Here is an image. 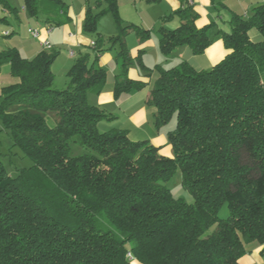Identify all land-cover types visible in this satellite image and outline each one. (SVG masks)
Instances as JSON below:
<instances>
[{"label":"trees","instance_id":"trees-1","mask_svg":"<svg viewBox=\"0 0 264 264\" xmlns=\"http://www.w3.org/2000/svg\"><path fill=\"white\" fill-rule=\"evenodd\" d=\"M105 1L104 11H86L84 32L96 35L109 12L121 34L107 47L97 38L94 57L75 61L65 90L53 87L55 53L27 59L15 49L0 51V72L9 65L17 80L3 88L0 118L32 162L13 177L0 157V264H240L247 246L264 245V3L248 18L233 16L222 38L226 56L210 71L186 61L159 69L146 103L157 130L177 119L167 158L126 130L98 131L102 120L117 119L88 101L107 83L100 55L119 43V99L146 87L128 76L134 60L122 37L129 30L142 41L150 37L123 26L117 0ZM24 2L30 17L45 16L51 27L69 20L62 0ZM7 12L17 11L0 0V13ZM175 15L176 29H159L162 54L188 46L203 55L214 25L198 28L199 14L187 3ZM7 22L0 16V24ZM72 145L87 152L74 155ZM177 170L190 203L167 186ZM225 207L229 217L222 219Z\"/></svg>","mask_w":264,"mask_h":264},{"label":"crops","instance_id":"crops-1","mask_svg":"<svg viewBox=\"0 0 264 264\" xmlns=\"http://www.w3.org/2000/svg\"><path fill=\"white\" fill-rule=\"evenodd\" d=\"M62 1L68 6L69 20L65 24V29L62 32L56 33L54 27L45 24V21H43L42 23H44V27L39 31L40 38L36 39L33 37L35 40L39 41L38 44L34 45L33 48L29 46H25L23 49L20 48L19 52H22L25 49L29 54L26 56H30L27 57V59H31L33 56H37L39 53L47 49L44 47L43 42L48 41L51 46L49 50L51 51L57 49H61L62 51L64 49L67 50L68 58L73 61L68 64L66 68V70L69 71L81 55L91 54L92 58L94 57L92 50L94 47L91 43L96 42L97 38H100L102 43L106 45L105 47H107L111 40L119 36L121 32L114 15L109 12L100 17L97 34H93L95 38H89L88 35H86L87 33L84 32L86 11L91 9L94 14L104 11L108 8V3L105 0ZM190 1L193 2L195 11L199 14V18L196 22L197 27L201 29L213 24L214 27L211 29L209 35L211 38L215 35V40L218 39L213 46L211 45L206 50L205 55H209L208 57L210 58V61L215 65L223 60L227 51L223 47L224 42L222 41V38L223 34L228 32L221 22L226 23V18L221 17L219 9L212 4L211 0H117L118 15L123 26L127 27L134 25L150 32L149 39L142 41L133 30H129L128 33L123 35L121 40L124 46L128 49L130 58L134 60V63L129 67V78L144 82L146 87L141 91L125 93L122 94L119 99L116 98L115 83L117 77L123 70V62L117 57L121 50L119 43H117L109 52L106 51L101 54L97 62L98 66L105 69L107 72V83L103 92L99 95H88V101L91 105L105 111L106 114L117 118V121H123V117L127 118L123 121L124 124L117 128L126 130L131 139L135 141L149 140L154 146L159 148L160 153L167 158L173 157L172 146L168 142L167 135L160 134V130H157L153 125L155 111L146 103L150 96V92L154 87L152 85L153 80H158L159 69L165 68L159 63L149 65L148 58H150V55H153L154 62H159L160 58L158 53L159 55H163L159 45L161 39L159 29H176L179 26L180 21L175 13L183 8L185 3L190 5ZM263 3L264 0H262L261 3H256V6ZM22 4L21 11L23 14L27 15L24 0H22ZM252 6H254V3ZM155 11H157V13L153 14ZM216 13H218L217 17ZM2 15L6 16V13H3ZM109 16L112 18L113 26L107 21V27L105 30H107V32L108 30L110 31L107 33L108 35H105L102 25L105 19ZM40 17L42 16L40 15ZM43 17L45 18V16ZM169 24L175 28L169 29ZM155 33L160 37L158 41L154 36ZM182 49H185L184 51H186V62L196 70L199 69L201 65L198 62L195 64L192 63L195 57H197L193 54L192 50L188 46ZM150 126L155 130L153 133L147 130ZM253 245H250V247ZM263 250L264 245L255 246L254 248L255 254L262 253ZM252 262L251 253L245 255L240 260V264H252Z\"/></svg>","mask_w":264,"mask_h":264},{"label":"rangeland","instance_id":"rangeland-1","mask_svg":"<svg viewBox=\"0 0 264 264\" xmlns=\"http://www.w3.org/2000/svg\"><path fill=\"white\" fill-rule=\"evenodd\" d=\"M262 0H217L218 5L215 6L217 9H219L221 13V17L226 18V23L221 22L227 29V32L231 31L230 26V20L233 18L234 15L239 16H245L246 18L250 17L252 15V10L259 6H256V3H261ZM10 5L12 8H14L17 12L16 13H6L7 17V23L0 24V51H6L10 49H15L19 52L20 48H24L25 46H29L33 48L34 45L38 44V40H35L33 36L30 34L29 29H35L37 31H41L44 27L43 21H45V18L39 17L38 19L32 18L27 15L23 14L21 11V7L23 6L22 0H9ZM193 2L190 1V5ZM254 3V6L252 4ZM252 6V7H251ZM157 11L153 12V14H156ZM3 13H0V16L3 17ZM218 13H216L217 17ZM107 21L112 25V18L109 16L105 19L103 22L102 28L104 30V34L108 35L110 30H105L107 27ZM66 25H62L60 27H56V33L62 32L65 29ZM169 29L175 28L172 27L170 24L168 25ZM89 38H95L93 34H86ZM251 38L254 41H258L261 39V35L257 30H252ZM155 38H157V41L160 37L154 34ZM215 35L211 38L212 39V46L215 44ZM108 40V38H107ZM223 41V40H222ZM187 46H182L176 48V50L170 55V56H163L159 55V62H154V56L150 55V58H148V64L154 65L153 63H159L161 66H163L165 69H172L173 67H177L181 61H186L187 56H185V48ZM225 48V46L223 45ZM66 49L63 51L61 49H57L55 51H51L49 49H45L46 52L49 53H55L57 56L55 60V64L53 66V73L55 75L53 87L57 90H65L70 86L71 79L69 78V71L66 70L68 64L72 63L73 61L68 58V52ZM110 51V50H109ZM108 51V52H109ZM22 57H30L26 56L29 55L28 52L24 49L22 52H19ZM209 55H205V53L201 56L195 57L194 61L192 63L198 62L201 66L199 71H210L215 64H212L210 61ZM36 56H33L35 58ZM225 57V56H224ZM31 58V59H33ZM223 59V58H221ZM220 59V60H221ZM71 60V61H70ZM222 61V60H221ZM153 68V67H152ZM15 77L12 75L9 65H6L2 68L0 72V105L2 102V91L3 88L9 85H13L16 83ZM157 80H153V86H155ZM106 113L105 111H103ZM127 118L123 117V121H125ZM123 121H117L114 120H102L98 124V131L101 134L107 133L111 131L114 128L121 127L124 123ZM152 126L148 127V131L153 133ZM177 128V119L176 117H173L172 120L162 128H160L159 133L167 135L168 132L174 131ZM73 153L74 155H80L83 153H86L87 151L84 148H81L79 146L72 145ZM0 157L5 164V167L8 171V173L13 176L17 177L19 174V171L24 168H29L32 165L31 159L24 157L21 150L13 145L12 140V132L11 130L4 124L2 119L0 118ZM168 188L176 198H184L187 202H192L193 198L192 196L186 191L180 170H177V172L172 176L170 181L167 184ZM229 217V211L227 207H225L220 212V218L227 219ZM253 245V244H252ZM260 244L254 243L252 247L247 246V254L251 253V259L252 264H264V253L255 254L254 248L255 246H259ZM133 264H137V262H133Z\"/></svg>","mask_w":264,"mask_h":264},{"label":"built area","instance_id":"built-area-1","mask_svg":"<svg viewBox=\"0 0 264 264\" xmlns=\"http://www.w3.org/2000/svg\"><path fill=\"white\" fill-rule=\"evenodd\" d=\"M192 4H193V3H192ZM29 32H30V34H31L34 38H36V39L40 38V33H39V31H37V30H35V29H30ZM43 43H44L43 45H44L45 48H47V49H50V48H51V46H50V44H49L48 41H45V42H43ZM91 45H92L93 47H95V46H96V43H95V42H92Z\"/></svg>","mask_w":264,"mask_h":264}]
</instances>
